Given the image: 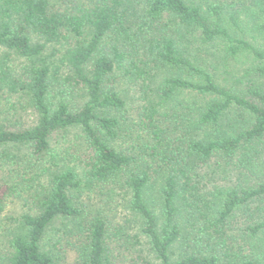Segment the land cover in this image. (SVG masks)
<instances>
[{
  "label": "trees",
  "instance_id": "trees-1",
  "mask_svg": "<svg viewBox=\"0 0 264 264\" xmlns=\"http://www.w3.org/2000/svg\"><path fill=\"white\" fill-rule=\"evenodd\" d=\"M17 144L46 178L8 264H264V0H0Z\"/></svg>",
  "mask_w": 264,
  "mask_h": 264
},
{
  "label": "rangeland",
  "instance_id": "rangeland-1",
  "mask_svg": "<svg viewBox=\"0 0 264 264\" xmlns=\"http://www.w3.org/2000/svg\"><path fill=\"white\" fill-rule=\"evenodd\" d=\"M17 64L22 65L19 60H17ZM122 85L124 87L123 94L128 100V107H134L138 95L137 87L128 82H124ZM17 101L15 102L20 113L16 117L17 120L21 124H33L35 114L27 106V101L25 99H22L21 103H17ZM37 172L41 173V165L32 156L31 148L28 145L17 144L0 147V182L7 179L10 184L16 187L15 192L6 197L2 208H0V264H8L9 262L13 251L11 241L16 234L21 232L22 216L27 213H35L36 192L46 178V175L41 174L39 176ZM103 202L105 205H102ZM94 203V207L103 206L104 210L106 209L104 214L109 217L112 216V220L115 222L122 221L124 216L129 215L123 207L114 209L112 205H115V201H110L108 197L100 193L97 194ZM67 224H54L48 231L47 240L55 241L57 232L63 227L70 226ZM132 228H135L132 231L134 233L136 226L133 225L130 229ZM71 240L73 238H70ZM150 259L153 258L150 257Z\"/></svg>",
  "mask_w": 264,
  "mask_h": 264
}]
</instances>
